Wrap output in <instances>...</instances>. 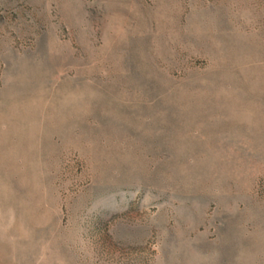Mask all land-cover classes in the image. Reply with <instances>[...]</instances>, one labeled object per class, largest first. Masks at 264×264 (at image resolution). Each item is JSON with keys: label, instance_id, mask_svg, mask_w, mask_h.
<instances>
[{"label": "rangeland", "instance_id": "374dc122", "mask_svg": "<svg viewBox=\"0 0 264 264\" xmlns=\"http://www.w3.org/2000/svg\"><path fill=\"white\" fill-rule=\"evenodd\" d=\"M0 264H264V0H0Z\"/></svg>", "mask_w": 264, "mask_h": 264}]
</instances>
